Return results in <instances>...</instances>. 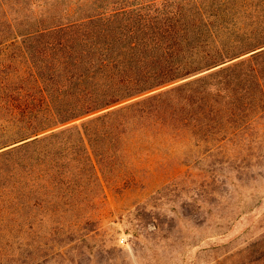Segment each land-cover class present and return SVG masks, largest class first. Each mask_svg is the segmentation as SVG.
Wrapping results in <instances>:
<instances>
[{"label": "trees", "instance_id": "16d2710c", "mask_svg": "<svg viewBox=\"0 0 264 264\" xmlns=\"http://www.w3.org/2000/svg\"><path fill=\"white\" fill-rule=\"evenodd\" d=\"M227 8L77 0L0 17V196L47 207L55 190L103 189L132 147L186 136L219 146L244 131L257 70L243 64L264 48H252L260 41L243 37Z\"/></svg>", "mask_w": 264, "mask_h": 264}, {"label": "rangeland", "instance_id": "374dc122", "mask_svg": "<svg viewBox=\"0 0 264 264\" xmlns=\"http://www.w3.org/2000/svg\"><path fill=\"white\" fill-rule=\"evenodd\" d=\"M76 1L0 0V17ZM224 1L242 36L260 41L252 48H264V0ZM249 64L257 74L253 106L242 99L244 131L219 146L186 136L132 147L103 189L55 190L47 207L5 189L0 264H264V53Z\"/></svg>", "mask_w": 264, "mask_h": 264}]
</instances>
